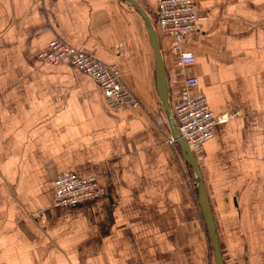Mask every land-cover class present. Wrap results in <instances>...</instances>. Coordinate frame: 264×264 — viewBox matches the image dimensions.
<instances>
[{
	"label": "crops",
	"instance_id": "0c3cea01",
	"mask_svg": "<svg viewBox=\"0 0 264 264\" xmlns=\"http://www.w3.org/2000/svg\"><path fill=\"white\" fill-rule=\"evenodd\" d=\"M121 1L0 0V264L214 262L196 174L165 141L143 20ZM193 1L195 63L179 67L159 38L165 73L196 75L213 114H239L191 151L224 264H264V0ZM56 35L115 64L142 109L111 114L89 76L35 60ZM64 173L93 175L102 195L56 207L51 183Z\"/></svg>",
	"mask_w": 264,
	"mask_h": 264
},
{
	"label": "built area",
	"instance_id": "2783aa9c",
	"mask_svg": "<svg viewBox=\"0 0 264 264\" xmlns=\"http://www.w3.org/2000/svg\"><path fill=\"white\" fill-rule=\"evenodd\" d=\"M154 3L153 14L156 17V23L152 27L158 37L170 39L171 49L177 54L179 67L193 65L195 58L188 49L187 43L198 33L197 22L201 18L196 13L195 2L193 0H154ZM36 58L51 65L74 66L77 71L89 76L98 86L107 108H112L116 104L126 106L124 101L127 93L120 88V75L116 65L93 59L90 55L64 44L59 38L50 41L46 48L39 49L36 52ZM166 73L167 86L175 84L182 86L180 94L177 95L178 99L170 103V111L180 137L191 150H196L201 144L210 140L215 124L223 123L229 117L239 115L232 112L217 117L213 114L204 92L198 86L196 75L193 76L182 69L176 72L173 68L168 69ZM124 109L128 110L129 106ZM166 141L169 144H177L171 135L166 138ZM51 188L53 204L56 207H73L79 203L97 199L103 193V188L98 185L93 176L81 178L74 173L58 175L51 183Z\"/></svg>",
	"mask_w": 264,
	"mask_h": 264
},
{
	"label": "water",
	"instance_id": "95a60500",
	"mask_svg": "<svg viewBox=\"0 0 264 264\" xmlns=\"http://www.w3.org/2000/svg\"><path fill=\"white\" fill-rule=\"evenodd\" d=\"M126 3L132 5L135 12L142 18L143 20V26L147 33V42L148 45H150V48L152 50V56L155 61V64L153 66V73H154V87L157 92V98L161 103V109L163 112V115L166 119V125L167 128L170 130L172 137L175 139V143L179 146V153L180 156L185 160V162L192 168V170L196 174L195 178V184L197 185V199L199 200L201 213H203L204 216V222L205 227H207L208 230V239L211 244V252L213 255V264H224V259L222 257V254L219 250V241L217 240L216 236V226H214L213 223V216L212 212L209 210V200L206 196V188L205 184H203L202 181V174L198 169L196 158L193 156V153L191 151V148L189 145L180 137L179 130L176 128L175 121L173 118V115H171V104L168 100V94H169V87L167 86V73H165L164 69V60L162 59L161 55V48L158 41V34L152 27V21L150 18L146 15V12L144 11L143 7L135 2L134 0H123Z\"/></svg>",
	"mask_w": 264,
	"mask_h": 264
},
{
	"label": "rangeland",
	"instance_id": "374dc122",
	"mask_svg": "<svg viewBox=\"0 0 264 264\" xmlns=\"http://www.w3.org/2000/svg\"><path fill=\"white\" fill-rule=\"evenodd\" d=\"M126 4V3H125ZM128 5V4H127ZM131 9H132V7L130 6V5H128ZM134 10L132 9V12H133ZM152 14H153V12H152ZM133 15H135L136 16V14L133 12ZM137 17V16H136ZM156 21V20H155ZM153 26V25H152ZM144 28V27H143ZM54 38H59V39H61L62 40V38L61 37H59V36H53V38L52 39H50L49 41H47L46 42V44H45V46L43 47V48H39V49H44V48H46V46H47V44L50 42V41H52ZM62 42L64 43V44H66L63 40H62ZM66 45H69L68 43L66 44ZM69 46H71V45H69ZM71 47H73V46H71ZM73 48H75V47H73ZM38 49V50H39ZM77 49V48H76ZM38 50H34L33 52H34V57H35V60H37L38 62H42V63H46V62H43V61H41V60H38L37 58H36V52L38 51ZM78 51H80V52H84V53H86L87 55H89V53H87V52H85L84 50H80V49H77ZM91 56V55H90ZM91 58H93V57H91ZM93 59H95V58H93ZM97 59V58H96ZM101 61V60H100ZM104 62V61H103ZM106 63V62H105ZM46 64H49V63H46ZM107 64V63H106ZM111 64V63H110ZM109 64V65H110ZM54 65H56V64H54ZM54 65H51V64H49V66H54ZM57 65H63V64H57ZM115 65V64H114ZM63 66H65V65H63ZM70 66H72V65H70ZM72 67H74V66H72ZM77 69V68H76ZM79 72V71H78ZM119 75H120V82H119V84H120V88L121 89H123V91H126V93H127V95H126V99H125V101H124V103H126V106H129V109L128 110H125L124 108L126 107V106H124V105H121L120 104V106H118V104H116L114 107H112V108H107V106L105 105L106 103H104V101L102 100V103H104V106H105V108L107 109V112H109V113H116V114H121V115H124V116H126V115H128V114H130L131 113V111H133L134 109L135 110H140V109H142L141 107H142V103L141 102H139V100H138V98L135 96L136 94H135V92L131 89V88H129L126 84H124L123 82H124V80H123V78H122V75L120 74V70H119ZM169 101H170V99H169ZM170 103H171V101H170ZM108 105H110V104H108ZM132 105V106H131ZM162 111V110H161ZM163 113V112H162ZM235 113H237V112H235ZM163 115V114H162ZM239 115H237V116H233V117H229V119H231V118H237ZM217 117H219V116H217ZM221 117V116H220ZM229 119H227V120H229ZM227 120H225V121H227ZM220 123V122H219ZM224 123V122H223ZM152 124V130L153 131H160V132H162V133H164L165 132V129H163V124L161 125V123H159V121L157 120V121H155V122H152L151 123ZM221 124V123H220ZM156 126V127H155ZM165 141H166V138H165ZM166 143H167V141H166ZM170 147H172V149H173V153H175L176 155L178 154V153H176V144L175 145H173V144H169V143H167ZM185 172L186 171H182V174L184 175V178H183V182L185 183V181H187V183L189 182V177L187 178L186 177V174H185ZM88 176H93V175H88ZM87 177V176H86ZM94 177V176H93ZM95 178V177H94ZM187 178V179H186ZM56 179V178H55ZM55 179L53 180V181H55ZM96 180V179H95ZM97 181V180H96ZM99 185V184H98ZM100 186V185H99ZM101 187V186H100ZM104 190V189H103ZM102 195V194H101ZM100 197V196H99Z\"/></svg>",
	"mask_w": 264,
	"mask_h": 264
},
{
	"label": "trees",
	"instance_id": "16d2710c",
	"mask_svg": "<svg viewBox=\"0 0 264 264\" xmlns=\"http://www.w3.org/2000/svg\"><path fill=\"white\" fill-rule=\"evenodd\" d=\"M121 1V0H120ZM121 2H124L123 0L121 1ZM125 3V2H124ZM126 4H128V3H126ZM128 5H130V4H128ZM131 7H132V5H130ZM132 9L134 10V8L132 7ZM144 9V11L146 12V15L150 18V20L152 21V25H154L155 23H156V21H155V18L156 17H154V14H152V11L150 12V11H147L146 10V8L144 7L143 8ZM133 12H135V10L133 11ZM136 14V13H135ZM160 38V37H159ZM159 38H158V41H159ZM159 45H160V41H159ZM151 52H152V50H151ZM152 54V53H151ZM170 101H172V100H170Z\"/></svg>",
	"mask_w": 264,
	"mask_h": 264
},
{
	"label": "bare ground",
	"instance_id": "6f19581e",
	"mask_svg": "<svg viewBox=\"0 0 264 264\" xmlns=\"http://www.w3.org/2000/svg\"><path fill=\"white\" fill-rule=\"evenodd\" d=\"M168 100H169V98H168Z\"/></svg>",
	"mask_w": 264,
	"mask_h": 264
}]
</instances>
